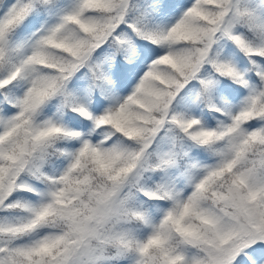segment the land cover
I'll return each mask as SVG.
<instances>
[{
	"label": "snow or ice",
	"instance_id": "1",
	"mask_svg": "<svg viewBox=\"0 0 264 264\" xmlns=\"http://www.w3.org/2000/svg\"><path fill=\"white\" fill-rule=\"evenodd\" d=\"M0 264H264V0H0Z\"/></svg>",
	"mask_w": 264,
	"mask_h": 264
}]
</instances>
